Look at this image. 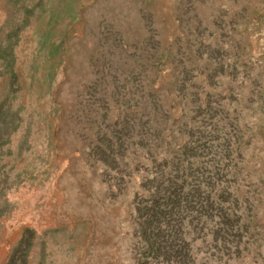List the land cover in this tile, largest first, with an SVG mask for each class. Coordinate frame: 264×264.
Returning a JSON list of instances; mask_svg holds the SVG:
<instances>
[{
  "label": "rangeland",
  "instance_id": "rangeland-1",
  "mask_svg": "<svg viewBox=\"0 0 264 264\" xmlns=\"http://www.w3.org/2000/svg\"><path fill=\"white\" fill-rule=\"evenodd\" d=\"M0 264H264V0H0Z\"/></svg>",
  "mask_w": 264,
  "mask_h": 264
},
{
  "label": "trees",
  "instance_id": "trees-1",
  "mask_svg": "<svg viewBox=\"0 0 264 264\" xmlns=\"http://www.w3.org/2000/svg\"><path fill=\"white\" fill-rule=\"evenodd\" d=\"M169 203L171 205H173V206L175 204H177L175 199L170 200ZM160 205L161 204L159 202H156V203H154L153 208H150V211H151L150 212V217L153 216L154 218H148L146 220V222H148V224L153 223L152 219L153 220H155V219L157 220L159 217L163 216L164 211L162 209H159ZM221 220H222L223 226L226 227V228L230 227L231 224H232V221L229 219V217L227 215L226 216L225 215L222 216ZM179 261H181L182 263H186L185 254H179Z\"/></svg>",
  "mask_w": 264,
  "mask_h": 264
}]
</instances>
